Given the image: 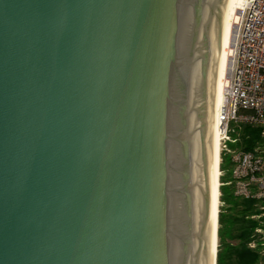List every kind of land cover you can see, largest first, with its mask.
I'll return each instance as SVG.
<instances>
[{
    "label": "water",
    "instance_id": "obj_1",
    "mask_svg": "<svg viewBox=\"0 0 264 264\" xmlns=\"http://www.w3.org/2000/svg\"><path fill=\"white\" fill-rule=\"evenodd\" d=\"M232 4L0 0V264H213Z\"/></svg>",
    "mask_w": 264,
    "mask_h": 264
},
{
    "label": "built area",
    "instance_id": "obj_2",
    "mask_svg": "<svg viewBox=\"0 0 264 264\" xmlns=\"http://www.w3.org/2000/svg\"><path fill=\"white\" fill-rule=\"evenodd\" d=\"M236 23L231 47L225 101L219 111L221 123V187L231 186L239 199H258L259 218L254 239L264 245V0H245ZM261 130V138L245 149L243 130ZM248 137V136H247ZM230 144L237 145L232 148ZM230 156L232 179L225 180L226 157ZM258 236V237H257ZM259 242L249 246L257 248Z\"/></svg>",
    "mask_w": 264,
    "mask_h": 264
},
{
    "label": "trees",
    "instance_id": "obj_3",
    "mask_svg": "<svg viewBox=\"0 0 264 264\" xmlns=\"http://www.w3.org/2000/svg\"><path fill=\"white\" fill-rule=\"evenodd\" d=\"M261 130L250 126L244 127L243 137L245 149H250L260 140ZM248 136V137H247ZM222 201L228 209H221L219 213V247L217 264H264V245L261 239H254L255 229L260 220L252 218L253 214L260 212L255 204L258 199H239L233 194L230 200L225 198L223 187H220ZM221 207V205H220ZM258 237V236H257ZM236 240L237 243H232ZM257 240V248L249 246L251 241Z\"/></svg>",
    "mask_w": 264,
    "mask_h": 264
},
{
    "label": "bare ground",
    "instance_id": "obj_4",
    "mask_svg": "<svg viewBox=\"0 0 264 264\" xmlns=\"http://www.w3.org/2000/svg\"><path fill=\"white\" fill-rule=\"evenodd\" d=\"M245 0H233L230 20L228 24V30L226 34L225 47H224V58H223V69H222V78H221V89H220V104L218 107V116L221 107L225 101V86L227 84V77L229 72V64H230V55H231V47L234 39V31L236 28V23L239 21L240 10L243 8ZM218 161H217V180H216V211H215V247H214V259L213 264H217V253L219 247V213H220V187H221V123L218 117Z\"/></svg>",
    "mask_w": 264,
    "mask_h": 264
},
{
    "label": "rangeland",
    "instance_id": "obj_5",
    "mask_svg": "<svg viewBox=\"0 0 264 264\" xmlns=\"http://www.w3.org/2000/svg\"><path fill=\"white\" fill-rule=\"evenodd\" d=\"M230 146L232 148H236L237 147V145H235V144H230ZM224 168H227L228 169L227 172H226V176L224 177V179L225 180H231L232 179V168H231V165H230V156L229 157H226V161H225V164H224ZM221 181H222V179H221ZM221 192L222 191L220 190V193ZM223 192L225 194V198H227V199L230 200V196L232 194V187L231 186H223ZM220 196H221V194H220ZM220 205H221L220 211H221V209H225V210L228 209V205L225 204L222 201V198H221ZM257 213H259V212H257ZM255 219L257 220L259 218H255ZM219 227H220V224H219ZM218 235H219V233H218ZM219 242H220V238H219ZM232 243H237V241L236 240H232Z\"/></svg>",
    "mask_w": 264,
    "mask_h": 264
}]
</instances>
